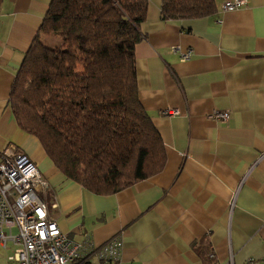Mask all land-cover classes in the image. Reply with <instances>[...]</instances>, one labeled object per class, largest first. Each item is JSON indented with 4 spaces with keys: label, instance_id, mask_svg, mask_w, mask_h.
Returning <instances> with one entry per match:
<instances>
[{
    "label": "crops",
    "instance_id": "obj_1",
    "mask_svg": "<svg viewBox=\"0 0 264 264\" xmlns=\"http://www.w3.org/2000/svg\"><path fill=\"white\" fill-rule=\"evenodd\" d=\"M160 1L148 0L134 48L139 103L164 147L159 171L93 193L18 126L11 86L51 0H0V151L33 161L47 182L39 197L68 237L98 246L117 235L118 264H261L264 0L234 10L214 0L213 14L172 20Z\"/></svg>",
    "mask_w": 264,
    "mask_h": 264
},
{
    "label": "trees",
    "instance_id": "obj_2",
    "mask_svg": "<svg viewBox=\"0 0 264 264\" xmlns=\"http://www.w3.org/2000/svg\"><path fill=\"white\" fill-rule=\"evenodd\" d=\"M148 0H51L9 104L70 180L109 194L159 171L162 140L138 99L135 45ZM214 0H161L163 20L213 14ZM52 38L49 45L44 38Z\"/></svg>",
    "mask_w": 264,
    "mask_h": 264
},
{
    "label": "built area",
    "instance_id": "obj_3",
    "mask_svg": "<svg viewBox=\"0 0 264 264\" xmlns=\"http://www.w3.org/2000/svg\"><path fill=\"white\" fill-rule=\"evenodd\" d=\"M246 1L224 0L221 8L234 10ZM188 57L189 52L183 53L182 59ZM227 115L226 111L213 113L219 119ZM46 186L26 154L12 145L0 151V248L10 250L6 264H118L117 235L94 246L88 240L76 242L60 230L38 194ZM261 261L264 264V256Z\"/></svg>",
    "mask_w": 264,
    "mask_h": 264
},
{
    "label": "rangeland",
    "instance_id": "obj_4",
    "mask_svg": "<svg viewBox=\"0 0 264 264\" xmlns=\"http://www.w3.org/2000/svg\"><path fill=\"white\" fill-rule=\"evenodd\" d=\"M44 41L47 44L52 45L54 40H52V38L45 37ZM8 254H10V250L9 249L0 248V264H6V261H7L6 260V256Z\"/></svg>",
    "mask_w": 264,
    "mask_h": 264
}]
</instances>
